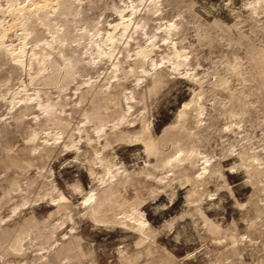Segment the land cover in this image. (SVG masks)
<instances>
[{
	"label": "bare ground",
	"instance_id": "obj_1",
	"mask_svg": "<svg viewBox=\"0 0 264 264\" xmlns=\"http://www.w3.org/2000/svg\"><path fill=\"white\" fill-rule=\"evenodd\" d=\"M175 6L177 7L176 14L170 15L166 12L165 8ZM249 7L251 13L257 15L259 10L263 11L264 0H253ZM99 8L115 12L118 19L105 26L100 17L95 16L96 14L90 15V11ZM0 13L10 16L6 22L0 18V69L5 65L10 69L25 72V77L21 76L19 80L21 82L19 87L9 97L8 102L11 109L18 107L13 109L14 111L8 117L12 120L11 122L7 119L2 122L1 131L5 132V143L7 137L13 133L10 125L20 130L31 114H33L32 120L34 121V127L27 133L28 139L26 138L27 141L22 147L10 153L2 144L0 148L1 167L16 168L22 173L27 171L35 161L48 160L59 147V141L64 134L69 132L68 140L64 138L63 147L72 150L77 158L83 157L89 162V173L99 182L98 187L89 190L81 201L84 215L91 217L94 221L131 229L138 234L134 249H117L119 264H181L182 262H179L174 254L158 247L156 240L158 232L153 228L141 207L139 200L142 198L138 199L136 195L137 198L130 200L122 193V189H126L128 184L141 183L137 179L138 175L141 177V173L145 178H150V180L153 178L154 182L157 180L163 188L171 187L175 182L183 179L190 184L188 201L198 202L192 210L195 216L193 221L197 226H202L205 234L213 236L211 239L214 250L212 249L211 253L216 251V254H213L215 258L207 264H245V259L241 257L243 251L248 246L250 249L253 248L256 238L252 237L251 233L247 235L235 233V229L227 234L210 218L201 203L204 194L209 190L207 189L208 184L224 177L221 170L222 162L214 160L215 156L202 148L204 141L209 142L207 139L210 138L207 136L211 133L210 129L214 127L212 117L208 116L209 112H207L204 100L207 99V92L211 93L215 103L219 101L218 95L226 93L230 94V99H240L237 87L235 91H238H234L237 95L230 90L227 76H231L230 73H232L239 80V77L244 75V64L236 53L232 60H229L228 56L229 62L224 65L227 76L223 74L224 72L221 73L214 69L215 78L208 81L211 86L206 90L204 82L210 73H202L190 65L191 54L197 48L191 49L189 45L182 43L189 37V25L193 23L197 39L201 43L218 37V39L228 40L230 46H234L235 42L239 45L240 39L232 40L230 30L232 27L221 25L218 21L210 24L202 21L195 9V3L191 0H0ZM51 19L60 20L61 23L59 22L56 27ZM153 22L157 24L154 25ZM236 29L240 38L248 37L243 28L236 27ZM10 31H14L17 35V42L7 41ZM253 33L255 32H251ZM249 42L251 41L246 42L247 45ZM164 46L169 48L168 52ZM247 52L250 55L248 62L253 68L260 65L264 67L263 45L249 44ZM176 71L178 75L181 73L199 84L200 89H197L190 99L184 101L175 121L168 125L163 135L156 137L153 122L149 117L147 100L154 98L158 91L167 84L170 75ZM84 77L87 78L83 79ZM49 87L58 89L57 98L52 96V92L48 90ZM69 90L70 92L66 93ZM64 92L65 95H62ZM246 92L248 93L247 90ZM78 114L83 116L82 120L80 119L81 124L73 126ZM242 121H232L231 123H236V128L233 124L225 130L232 132L230 134L239 132L237 128H240L239 123ZM51 128L54 130V133L51 132L54 141L51 142L48 138L41 137L44 141L41 143L40 134ZM244 136L242 139L237 136L241 140L236 137L232 145H239L242 140L249 141V135ZM130 141L143 144L147 154L153 156L156 163L155 161L154 163L147 162V168L142 166L144 169L140 173H134L135 171L131 170L130 172L123 165L119 166V161L114 160L117 155L112 150L116 144ZM43 143L45 146L41 147ZM252 145L241 144L237 154L244 160L243 166L246 170L244 171L248 173V177L250 176L255 181H263V185L259 188L263 191L264 155L258 150V146L257 149L252 150V153H249ZM170 146L171 149H168ZM246 152L250 155L248 158H243L242 154ZM158 170L163 172L161 176H158ZM49 173V170H44V167L39 166L37 174L28 180L24 189L31 192L33 188L41 187L49 178ZM5 181L7 188L2 195L21 187L18 177ZM149 184H146L148 186L146 191L152 187ZM54 187V190L46 194L48 200L56 207L50 212L48 219L40 221L35 214H32L21 221L10 219V221L13 220L12 223H1L0 247L10 242L9 247L6 246V255L24 256L27 253L30 242L24 243L23 236L32 228L38 227L40 231L43 230V235L38 234L44 242L48 236L52 235L54 229H58L56 227L63 226L68 220L74 219L72 201L62 190H59L60 188ZM148 195L150 198V192ZM8 199L9 197L7 201L5 199L0 201V209L5 202H9ZM16 206L19 204H14L12 207ZM256 207L257 209L262 208L261 206ZM56 214H60L61 218L53 223L50 218ZM263 218L264 216L260 222L253 219L250 226L252 232L258 231L257 226L262 225ZM74 228L72 225L69 229L74 230ZM38 229L35 231L38 232ZM35 237L39 238V236ZM261 242L264 247V239ZM262 250L264 261V248ZM63 252L71 258L82 260L91 254L85 250L82 238L71 231L63 246L50 254L45 251L41 252L36 258L45 260L44 264L45 262L47 264L49 257L54 258Z\"/></svg>",
	"mask_w": 264,
	"mask_h": 264
},
{
	"label": "rangeland",
	"instance_id": "obj_2",
	"mask_svg": "<svg viewBox=\"0 0 264 264\" xmlns=\"http://www.w3.org/2000/svg\"><path fill=\"white\" fill-rule=\"evenodd\" d=\"M191 1L195 3V9L197 10V13L201 17L202 21L209 24L214 21H218L221 25L232 27L230 28L232 32L231 34L233 36L232 40L240 39L241 43L237 45L236 42L233 41L235 42V45L230 46L228 40L218 39L215 34L213 35L216 37V39H208L209 42H212L209 43L207 40H205L201 43L197 39V33L193 23H191L192 25H189V37L182 41L183 44L189 45L191 49H194L195 47L197 48V50H194L191 54L190 65L193 66V68H197V70L202 73L209 72L210 75L206 77L207 79L205 78L208 82L214 80L215 77L213 72H215V70L220 71L221 73L224 72V75L226 74V66L224 65L227 64L229 60L233 59L234 53L239 56L240 60L242 59L241 62L244 64V75L243 77H239V80H237L238 78L235 76V74L232 75V73H230L231 76H227L226 74L228 78V84H230V90L234 92L235 88L237 87L239 90H237L239 92L237 94L240 95V99H230V94L226 93L224 95H218L217 98L219 101L215 103V99H213L211 93L207 92V99H205L206 101L204 100L205 106L207 107V112H209L208 116L212 117L213 125L216 128L212 127L213 129H210L211 135H206L208 138H210L207 139L209 142L204 141V143H202V148L211 155H214V160L216 159L217 161L222 162L221 170L224 173V177H221V180H213L208 184L207 189L209 188V190H207L206 194H204L201 203L205 212L210 216V218L219 224L223 231L227 234L233 232L234 229L235 233H240L241 235H247L251 233V236L256 238L253 248L251 247L250 249L249 246L246 247L241 257L245 259V264H264V261L262 260V248L264 247L261 242L264 239V221L262 222V225L257 226L258 231L255 232L254 230L252 232L250 229L253 219L256 221L258 220L257 222H260L264 216V190H259V188L263 185V181L256 180L258 182L256 183L255 179L253 180L250 176L249 177L251 179L248 177V173H245V166H243L244 160L241 159L237 154L241 144H253L252 148H250L251 150L248 152L252 153V150L259 147L258 150H260L264 155V67L260 65L257 66L258 68L256 66L253 68L248 62L250 55H248L247 52L249 49V44L252 43L253 45H263L264 47V8L263 11H261V9L257 15H255L251 13V9L249 7L250 2L253 0ZM99 9H94V11L92 10L93 12L90 11V15L96 14L95 16L98 18L100 17V20L105 23V26H107L109 22H114L118 19V16L115 12ZM165 9L166 12L170 13V15H174L177 12L176 6L174 8L167 7ZM101 14L102 16H100ZM9 17L10 16L8 14L0 13V18L3 19L4 22L8 21L10 19ZM54 20L55 19H53L51 22L54 24V26L56 25V27H58L57 24H59V22L61 23V21ZM155 23L157 24V22H153L154 25ZM236 27L243 28V30L248 34V37H242L243 40H241L242 38H240ZM251 32L255 33L251 34ZM8 38L7 41L12 40L13 42H17L16 38L18 37L14 31H10ZM246 39L252 43L249 42L247 45L248 41ZM206 41L208 45L206 44ZM165 48L168 52L169 48ZM183 67H181V71H183ZM101 72L103 71L101 70ZM174 73L170 75L169 81L161 88L160 91H158L156 96L150 100H147L149 117L153 122V131L156 137H158V135L160 137L163 135L168 125L175 121V118L181 110L184 101L190 99L194 92L197 91V89H200L199 84L193 82L191 79H188L185 75H182L181 73L178 75L177 71ZM21 76L25 77V72H23V70L17 71L15 69H10L5 65H3V67L0 69V148L5 145L6 151L10 153L15 152L26 143L28 139L27 133L34 127V121L32 120L33 114L29 115V118L22 125L20 130L13 127V125H10V130L13 129L11 130L13 133L7 137V142L5 143L4 139L6 135L4 131H1L2 122L4 119H7L8 122H11L12 120L8 117L18 107H14V110L11 109V105L8 101L12 92L19 87L21 83L19 81ZM26 78L28 77L26 76ZM85 78L87 77H84L83 79ZM262 81L263 83H261ZM205 82L204 87L206 90H208L211 85L209 82ZM244 84L246 85L244 86ZM48 90L52 92V96L54 98L59 96L58 89L49 87ZM68 92H70V90L66 91V93ZM63 94L65 95V92L62 93V95ZM4 98L7 99L5 100ZM150 102L151 104L149 105ZM69 107L70 106H68V108ZM78 115L77 119H75L73 122V126L81 124L80 119L82 120L83 116L81 114ZM234 120H243L239 123V126L242 130L237 128L239 132L236 131L235 133L230 134L232 132L225 130V128L229 125L233 126V124L236 128V123H231ZM52 130L53 128L48 129L45 133H41L39 138H48L51 142H53L54 138L51 132L54 133V130ZM220 130L223 133H221ZM208 133L209 131L207 134ZM241 134H243V136L246 135V137L249 135V141L242 140L243 142L241 141V144L238 143L239 145L233 146L232 144L235 142L234 139L237 136L242 139L243 136ZM68 135L69 132L64 134L63 138L59 141V147L53 152L52 156L49 157L48 160L45 159L43 161H35L34 165L23 173L16 168L6 169L0 165V201H4V199L6 200L8 197L10 199H8V203L5 202V205L2 207L3 209H0V214L2 215H0V225L4 222L12 223L13 220L10 221V219L21 221L32 214H35L40 221H43L45 218L48 219L50 212L54 211L56 207L52 204V202H50V200H48V196L46 194L51 192V190H54V186H56L57 189L60 188L59 190H62V192H64L70 198L72 205H74L72 207L74 219L68 220L63 226L56 227L58 229H54L55 232L53 230L51 233L52 235L48 236L44 242H42L40 239V235H43L42 233L44 232H42L43 230L40 231L38 227L32 228L29 231L30 233L27 232L24 234V243L30 242V246L26 250L27 253L24 256L6 255V246L8 248L10 242H6L8 244L4 243V245L0 247V264H44L45 260L37 259V254L44 251L47 252V254H50L63 246L65 239L68 237L69 232L71 231L74 235H78L82 238V243L85 247V250L91 252V254L82 260L79 258H71L63 252L54 258L49 257L50 259L47 260V264H119V256L118 252H116L117 249L126 248L127 250H132L134 247H136L135 242L138 239V234L136 232L132 231L131 229L119 226H111L107 223L94 221L91 217L84 215L81 201H83V197L89 190L98 187L97 185H99V182L97 178H94L89 173V162L85 161L83 157L77 158L76 154L73 153L72 150L70 151L68 148L63 147V141L65 140L64 138H69ZM42 138L39 139V141L42 140L41 143L44 142ZM68 138L66 140H68ZM44 146L45 143H43L41 147ZM168 149H171V146ZM112 152L116 153L117 156L114 160L117 162L119 161V166L123 165L129 171H135L134 173H140L144 168H147V162L149 161L152 163L155 161L156 163V159L153 156H149L147 154L143 144H136L132 141L116 144ZM249 153L246 152L242 154L243 158H248L250 155ZM39 166L44 167V170H49L50 176L45 180L41 187L37 186L33 188L32 191L30 190L31 192H29V190L24 188L27 186L28 180L37 174ZM157 173L158 176H161V173L163 172L158 170ZM139 176L140 175H138L137 179L140 180L141 183L135 182L132 185L128 184L129 186L127 185L126 189H122V193L130 200H133L134 197L137 198V196L139 197L138 199L142 198L139 200L141 202V207L145 211L146 216L151 222L153 228L156 230V232H158V236L156 237L158 247L162 248L163 250L166 249L170 253L174 254L179 262L182 261L181 264L183 262L186 264H207L213 260L215 258V255L213 254H216V251L211 253V250H214V244L211 239L213 236L210 234H205L202 226H197L193 221L195 216H193L192 210L194 209L195 205L198 204V202L188 201L187 195H189L188 191L191 189L190 184L183 179L181 181L175 182L171 187L163 188L157 183V180L154 182L155 180H153V178H151V180L150 178H145L143 177L142 173L141 177ZM15 177H18L20 180L21 187H19L18 190L11 191V193L9 192L8 194L2 195L7 188V183L5 180ZM224 178L226 179L225 181ZM147 179H149L150 182L149 180L147 181ZM48 182L52 183L49 184ZM149 183L152 187L146 191L148 188L146 184L148 185ZM137 184L142 188H139ZM141 184L143 186H140ZM133 185L135 186L133 187ZM224 185L225 187H223ZM153 186L155 187L153 188ZM144 187L145 190H143ZM74 189H76L75 192H73ZM141 189L143 191H141ZM148 192H150V198ZM252 200L254 201V205L252 204ZM14 204H19V206L15 207L17 208L16 211H14L15 208L12 207ZM256 206H261L262 208L257 209ZM190 213L192 214L190 215ZM60 218L61 215L56 214L50 219L54 223V221H57ZM72 225L75 227L74 230L69 229L72 227ZM170 225L172 226L171 228ZM35 229H38V232L37 230L35 231ZM66 232L67 236H65ZM35 236H39V238H36ZM40 241L42 242L43 246L40 244Z\"/></svg>",
	"mask_w": 264,
	"mask_h": 264
}]
</instances>
